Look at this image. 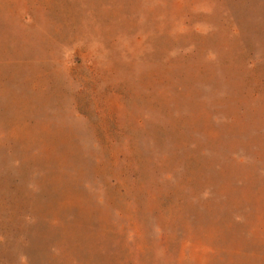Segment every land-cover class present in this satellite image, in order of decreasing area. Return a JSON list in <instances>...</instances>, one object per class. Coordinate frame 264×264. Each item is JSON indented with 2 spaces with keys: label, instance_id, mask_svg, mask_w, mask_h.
<instances>
[{
  "label": "rangeland",
  "instance_id": "374dc122",
  "mask_svg": "<svg viewBox=\"0 0 264 264\" xmlns=\"http://www.w3.org/2000/svg\"><path fill=\"white\" fill-rule=\"evenodd\" d=\"M0 264H264V0H0Z\"/></svg>",
  "mask_w": 264,
  "mask_h": 264
}]
</instances>
